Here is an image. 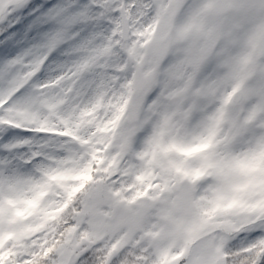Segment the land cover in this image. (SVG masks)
Returning a JSON list of instances; mask_svg holds the SVG:
<instances>
[{"label":"snow or ice","instance_id":"6c2138e0","mask_svg":"<svg viewBox=\"0 0 264 264\" xmlns=\"http://www.w3.org/2000/svg\"><path fill=\"white\" fill-rule=\"evenodd\" d=\"M0 264H264V0H0Z\"/></svg>","mask_w":264,"mask_h":264}]
</instances>
